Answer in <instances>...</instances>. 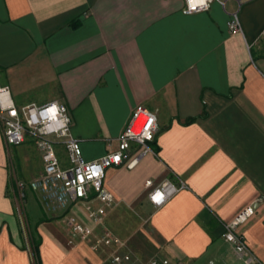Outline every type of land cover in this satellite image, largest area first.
Segmentation results:
<instances>
[{
    "label": "crops",
    "instance_id": "obj_1",
    "mask_svg": "<svg viewBox=\"0 0 264 264\" xmlns=\"http://www.w3.org/2000/svg\"><path fill=\"white\" fill-rule=\"evenodd\" d=\"M183 6L0 0V87L16 108L63 105L84 161L116 149L136 106L155 116L150 151L127 169L140 153L131 143L128 160L102 179L113 198L104 228L135 258L238 264L222 226L250 206L236 233L264 264V0L213 1L190 14ZM234 11L241 33L227 29ZM56 153L66 167L62 149ZM41 173L33 141L6 148L0 128V264H101L114 248L91 249L103 231L86 216L100 206L92 192L59 216L45 214L30 191L41 215L27 214L14 198L15 181ZM163 181L182 189L155 208L147 193ZM69 221L91 236L72 237Z\"/></svg>",
    "mask_w": 264,
    "mask_h": 264
},
{
    "label": "built area",
    "instance_id": "obj_2",
    "mask_svg": "<svg viewBox=\"0 0 264 264\" xmlns=\"http://www.w3.org/2000/svg\"><path fill=\"white\" fill-rule=\"evenodd\" d=\"M213 1L222 5L224 0H204L202 4L197 0H183L184 6L181 12L190 14L204 11ZM227 29L230 33H241L236 11L230 13ZM262 36L264 38V28ZM0 128L6 148L18 146L24 142L25 137H28L40 154L41 175L27 183L14 182V198L20 204L24 198V191L27 190L36 194L45 214L59 216L71 204L85 201L92 192L100 206L87 210L86 216L94 226L103 228V231L91 249L98 250L99 244L114 248L101 264H180L169 263L156 256L141 261L126 250L123 242L104 228L105 210L113 206L112 195L102 186L104 172L107 168L120 166L123 160H128L131 143L140 148V153L128 160L125 164L127 169L133 168L139 157L150 151L148 143L153 140L157 129L155 116L151 112L136 106L116 138V149L92 161H84L81 158L78 140L70 133V120L66 109L55 101L42 106L29 104L16 108L9 100L7 89L0 87ZM57 148L63 151L66 167L60 166ZM144 187L150 188L151 181H145ZM180 189H182L181 185L175 187L163 181L149 190L147 199L153 207L158 208ZM251 214L252 208L244 207L230 222L222 226L221 238L232 247L238 264H258L256 258L247 249L242 236L236 233L237 227L242 225ZM67 223L70 226V234L78 240L85 241L92 234L87 227L71 221Z\"/></svg>",
    "mask_w": 264,
    "mask_h": 264
},
{
    "label": "rangeland",
    "instance_id": "obj_3",
    "mask_svg": "<svg viewBox=\"0 0 264 264\" xmlns=\"http://www.w3.org/2000/svg\"><path fill=\"white\" fill-rule=\"evenodd\" d=\"M61 157L64 158V156L61 155ZM29 191L25 190L24 191V198L22 200V207L26 210V213L29 214L30 211H33L37 215H41V212L38 208V205L36 202L32 201L30 199V195L28 193ZM30 202V204H29ZM20 204V203H19ZM32 207V208H31ZM31 209V210H30ZM28 216V215H27ZM29 217V216H28Z\"/></svg>",
    "mask_w": 264,
    "mask_h": 264
},
{
    "label": "trees",
    "instance_id": "obj_4",
    "mask_svg": "<svg viewBox=\"0 0 264 264\" xmlns=\"http://www.w3.org/2000/svg\"><path fill=\"white\" fill-rule=\"evenodd\" d=\"M192 120H188L187 123L191 122ZM37 249V242H33V250L36 251Z\"/></svg>",
    "mask_w": 264,
    "mask_h": 264
},
{
    "label": "snow or ice",
    "instance_id": "obj_5",
    "mask_svg": "<svg viewBox=\"0 0 264 264\" xmlns=\"http://www.w3.org/2000/svg\"><path fill=\"white\" fill-rule=\"evenodd\" d=\"M197 2L202 4L204 2V0H197ZM193 6H195V4Z\"/></svg>",
    "mask_w": 264,
    "mask_h": 264
}]
</instances>
